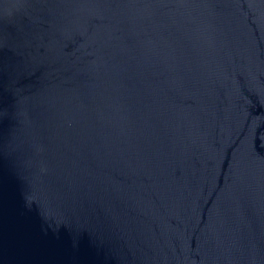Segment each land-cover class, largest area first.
<instances>
[{
    "label": "water",
    "instance_id": "95a60500",
    "mask_svg": "<svg viewBox=\"0 0 264 264\" xmlns=\"http://www.w3.org/2000/svg\"><path fill=\"white\" fill-rule=\"evenodd\" d=\"M0 264H264V0H0Z\"/></svg>",
    "mask_w": 264,
    "mask_h": 264
}]
</instances>
